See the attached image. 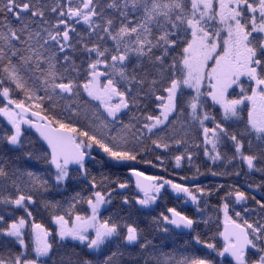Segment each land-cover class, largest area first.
I'll use <instances>...</instances> for the list:
<instances>
[{"label": "snow or ice", "instance_id": "snow-or-ice-1", "mask_svg": "<svg viewBox=\"0 0 264 264\" xmlns=\"http://www.w3.org/2000/svg\"><path fill=\"white\" fill-rule=\"evenodd\" d=\"M0 117V264H264V0H0Z\"/></svg>", "mask_w": 264, "mask_h": 264}, {"label": "trees", "instance_id": "trees-1", "mask_svg": "<svg viewBox=\"0 0 264 264\" xmlns=\"http://www.w3.org/2000/svg\"><path fill=\"white\" fill-rule=\"evenodd\" d=\"M3 118L0 117V120H2ZM211 126V125H209ZM33 137V139H35L36 134L33 132V130H31L30 133ZM95 154V153H94ZM156 155L160 154L159 151H157L155 153ZM154 154H150L147 159H152L153 160V164H156L157 162L154 160L153 158ZM195 163L200 164L201 165V172L205 173L204 175H200L198 176L196 179L194 180H189L186 183H188V185L190 187H194L196 184H199L202 187H211V186H215V185H219V184H224L226 186L228 185H236L238 187H245L246 185V178L241 175V176H213L210 173H208L206 171L205 168V164H207L209 167H211L214 171H222L224 170L223 167H219L218 165H212L210 161L207 160V157H204L201 155V157L195 161ZM35 167L37 170L42 171L43 170V166L40 164H35ZM164 167H166L168 169L167 172H164L162 168L160 167H153L151 165H140L141 170L146 171V173L148 175H160V176H164L166 179H175L176 182L181 183V182H185L182 180V177L184 176H189L192 177L193 173L195 171V169L193 168L192 171L188 170V165L185 163L184 167L181 169H176L173 165L172 162H166ZM229 171H231V167L228 168ZM95 172H104L105 174H107L109 171L117 173V174H121L122 178L126 179L128 178V174H127V170L126 169H108V168H100L99 166H97L94 169ZM114 178V177H113ZM254 179H259V176H255L253 177ZM131 194H134L131 193ZM221 195H223V192L220 193ZM59 198V197H57ZM159 206H153L156 211L152 212V215H157L160 211H164L165 207H177L178 210H182L184 212H186L187 214L191 215L195 212V205H193L191 203V201H188L187 203L184 202L183 197H180L179 199L176 198V194L173 193L170 189H168L164 200L161 202H158ZM218 203L217 199L215 197H213L210 201H209V205H211V207L207 208L206 210V215H211L213 216V218H215L216 216V212L214 210V206ZM201 207H204L203 204H201ZM238 210H240L239 208H237ZM41 218H43L45 220V222L47 221V214L44 213L42 214V217H37V220L39 221ZM220 222L222 224V214L220 216ZM212 230H215V224L212 225ZM186 238V237H185ZM177 239L180 240V244H183V239L180 237H177ZM169 247H173L174 245H172L171 241H168ZM168 249H165V251H167ZM185 255H202L203 254V250H202V246L201 245H195L194 247L190 248L187 252L184 253Z\"/></svg>", "mask_w": 264, "mask_h": 264}, {"label": "rangeland", "instance_id": "rangeland-1", "mask_svg": "<svg viewBox=\"0 0 264 264\" xmlns=\"http://www.w3.org/2000/svg\"><path fill=\"white\" fill-rule=\"evenodd\" d=\"M171 190V189H170ZM238 210V209H237ZM109 213L108 212H103V215H108ZM223 219V217H222Z\"/></svg>", "mask_w": 264, "mask_h": 264}, {"label": "flooded vegetation", "instance_id": "flooded-vegetation-1", "mask_svg": "<svg viewBox=\"0 0 264 264\" xmlns=\"http://www.w3.org/2000/svg\"><path fill=\"white\" fill-rule=\"evenodd\" d=\"M242 188H246V185H245V187H242ZM247 190L250 191V192L252 191V190H249V189H247Z\"/></svg>", "mask_w": 264, "mask_h": 264}, {"label": "water", "instance_id": "water-1", "mask_svg": "<svg viewBox=\"0 0 264 264\" xmlns=\"http://www.w3.org/2000/svg\"><path fill=\"white\" fill-rule=\"evenodd\" d=\"M33 132L35 133V130L33 129ZM36 135H38V134H36ZM249 190H252V189H249ZM253 191V190H252Z\"/></svg>", "mask_w": 264, "mask_h": 264}]
</instances>
